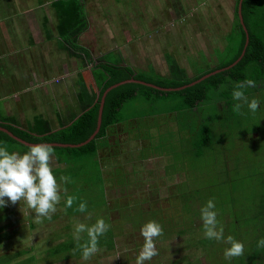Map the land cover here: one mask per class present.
I'll use <instances>...</instances> for the list:
<instances>
[{
    "label": "rangeland",
    "instance_id": "rangeland-1",
    "mask_svg": "<svg viewBox=\"0 0 264 264\" xmlns=\"http://www.w3.org/2000/svg\"><path fill=\"white\" fill-rule=\"evenodd\" d=\"M0 1L4 4L1 9L14 15L7 20L24 22L26 14L35 21L43 15L55 17L49 5L52 0H15L17 8L11 0ZM81 1L88 25L80 42L96 63L107 60L130 65L135 71L153 66L154 72L163 76L171 72L169 57L176 59L189 78L215 67L231 42L229 33L236 27L237 0ZM80 72L77 86L89 73L84 68ZM247 76L237 82L255 81V87L243 91L249 102L258 99L260 107L253 113L244 105L240 119L229 122L232 143L220 135V126L227 131L226 113L233 104L228 103L229 98L217 101L219 111L206 104L189 108L178 93L153 98L138 94L127 100L119 110L122 122L107 131L108 150L98 153L103 183L84 173L75 184H71L72 179L70 184L61 182L67 195L61 193L52 219L45 218L39 224L23 200L0 208V260L5 261L1 264H136L144 243L141 228L149 221L160 223L168 231L156 239L159 255L145 264H228L224 251L230 245L204 237L200 209L205 204L201 199L215 202L225 238L231 235L244 244L245 251L249 249L264 237L260 230L264 226V78L257 79L251 72ZM67 82L59 86L65 90ZM77 86L73 92L79 93ZM76 100L79 98L69 96L72 102L68 105H76ZM64 107H60L62 113L66 112ZM206 125L212 131L214 146L206 150V159L194 158L193 138ZM0 144H6L9 152L23 154L29 150L17 142ZM106 151L111 155L105 160L102 155ZM55 154L53 170L64 168L66 163L59 162ZM55 176L59 181L66 175ZM197 183L202 185L200 192L195 190ZM67 196L77 198L71 208L66 207ZM80 202H87V212L76 211ZM221 204L227 211L221 210ZM254 211L259 213L253 217ZM247 212L251 218H239ZM99 218L110 229L100 237L101 251L85 261L74 239V227L77 223L91 226ZM232 222L241 228L231 226ZM81 237L82 245L88 240L87 233Z\"/></svg>",
    "mask_w": 264,
    "mask_h": 264
},
{
    "label": "trees",
    "instance_id": "trees-1",
    "mask_svg": "<svg viewBox=\"0 0 264 264\" xmlns=\"http://www.w3.org/2000/svg\"><path fill=\"white\" fill-rule=\"evenodd\" d=\"M240 1L241 0H237L236 3V27L229 33L231 42L224 49V53L220 55V61L215 67L204 69V71L189 78L185 76L184 70L178 67L177 61L173 57H169L171 72L166 76L154 72L153 66H150L147 70L140 69L135 71L130 65L109 63L108 61L99 62L93 70H89V73L83 75L84 78L81 79L82 84L80 85L78 98L83 106V110L68 125L54 129L47 119H43V117L40 116H36L33 125L28 128L21 127L16 119L11 118V116H0V125L8 128L14 134L29 142L79 144L87 140L95 131L98 123L102 96L109 86L123 80L135 78L153 83L160 87H179L193 82L209 72L220 69V71L195 84L170 91L161 90L157 87L133 81L124 82L113 88L105 97L101 127L92 140L76 146L54 145V149H56L58 153L55 154L57 160L66 163V166L64 168L56 167L53 171L54 174L64 173L67 177H70V180L72 179V182H74L71 184L77 182V177L82 178V173L88 176H95L99 182L103 183V180H101L103 178L100 167L101 159L98 157V153L100 150L104 152L106 150L104 148H108L107 142L110 140L107 135L108 129L122 121L119 113L122 105L138 94L153 98L160 94L178 93L182 95L186 102V106L189 108L193 109V107L196 106L202 108L201 105L206 104L208 107L215 109V111L218 110L216 103L219 99L229 98L230 100H228V103L233 104L230 107L231 112L226 113L228 119L227 131L225 132V128L223 127V130L220 126L221 133H219L222 136L228 137L227 140L231 143L234 142L231 131L232 125L229 124V122L233 119L238 121L240 119V114L233 112V105L237 102L231 99L232 93H230V91L237 81L248 77V72H251L257 79L264 78V0H242L241 13L243 20H241L239 15ZM49 5L56 18V29L59 36L66 43V47L70 54L78 57H82L83 55L91 59L90 50L79 43V36L88 25L86 11L82 1L52 0ZM96 90H98V93ZM242 110L243 109H241V112L244 113ZM5 141H9L11 144L17 142L24 145L25 149L29 148V145L24 144L0 129V143H4ZM213 142V134L208 125L200 130L198 129L195 140L193 138V145L196 146L194 158L203 156L206 159V150L208 147L214 146ZM62 155H64L63 158ZM103 156L104 155H102V157ZM92 163L95 167H91ZM90 171H94V174H89ZM195 187V190L200 192L199 190L202 185L197 183ZM207 201L208 200L201 199V204L206 205ZM235 201L236 200H234V202ZM221 205V210H226V207L223 204ZM262 212L264 215V209ZM258 213L259 212H255L254 215H251L254 217L258 215ZM248 215L249 212L245 215L241 214L239 218H251ZM235 225H233L232 222L231 226L235 227ZM236 227L241 228L240 225H236ZM260 230L264 236V226L260 227ZM167 231L168 230L164 228V232ZM258 241H255V243L244 252L243 256L234 258V261H228V264H264V248L257 246ZM3 262L5 261L0 260V264Z\"/></svg>",
    "mask_w": 264,
    "mask_h": 264
},
{
    "label": "crops",
    "instance_id": "crops-1",
    "mask_svg": "<svg viewBox=\"0 0 264 264\" xmlns=\"http://www.w3.org/2000/svg\"><path fill=\"white\" fill-rule=\"evenodd\" d=\"M10 2L15 8L18 7L17 1ZM2 7L4 4L0 1V101H3L0 103V116L15 115L18 124L28 128L31 126L30 122H34V111H38L35 117L47 119L54 129L68 125L83 110L79 100L72 106L69 105L73 100L68 101L69 96L78 99V92L73 91L76 89L80 71L84 68L89 72L98 63L92 57L89 59L83 55L78 57L70 54L56 29L55 17L43 15L35 21L33 16L26 14L22 19L24 22L16 21V18L11 21L7 19L12 15V11L9 13L2 10ZM11 17L14 15L10 16V19ZM37 24L41 26V30ZM79 43L81 44L80 36ZM110 50H114V47ZM94 62L96 65L89 67ZM67 80L69 89L67 87L64 90L62 85H65ZM60 83L62 85L59 86ZM77 87L80 88V85ZM68 91H71V95ZM96 92L98 93V90ZM63 106L66 111L64 113L60 110ZM55 123L60 125L55 127ZM114 126L110 128L113 129ZM103 155L106 160L111 152L106 151Z\"/></svg>",
    "mask_w": 264,
    "mask_h": 264
},
{
    "label": "clouds",
    "instance_id": "clouds-1",
    "mask_svg": "<svg viewBox=\"0 0 264 264\" xmlns=\"http://www.w3.org/2000/svg\"><path fill=\"white\" fill-rule=\"evenodd\" d=\"M255 86L256 83L252 79L236 83L232 97L241 103L233 105V112L243 114L241 109L244 105H247L253 113L259 109V100L253 98L249 102L243 91L247 87ZM54 154V146L46 143L31 145L23 154L9 152L6 144L0 145V208L6 207L8 202L15 205L23 200L27 207L34 211L35 223H42L45 218L50 221L57 212V205L61 202V193L67 195V188H62L61 182L64 184L71 182L70 177L67 176H60L59 181L57 180L52 166ZM76 199V197L67 196L66 207L71 208ZM215 209L216 205L212 199L200 209L204 237L230 245L224 251V257L228 261L243 256L244 244L231 235L225 238L224 227L217 219L218 213ZM76 211L87 212V202H80ZM88 215L91 216L90 213ZM109 229L110 225L103 218L97 219L91 226L85 223L75 225L74 239L77 242V248L82 250L83 260H90L101 251L100 237L104 236ZM85 232L88 240L81 245V234ZM163 234L162 225L156 221H149L143 225L141 235L144 243L136 257V264H145L146 261H151L159 255L156 239ZM257 246L264 248V238L257 242Z\"/></svg>",
    "mask_w": 264,
    "mask_h": 264
},
{
    "label": "water",
    "instance_id": "water-1",
    "mask_svg": "<svg viewBox=\"0 0 264 264\" xmlns=\"http://www.w3.org/2000/svg\"><path fill=\"white\" fill-rule=\"evenodd\" d=\"M241 1L239 3V15H240L241 20H243L242 13H241ZM247 42H248V38H247ZM218 71H220V69L215 70V71H212V72H209V73L201 76L200 78L194 80L193 82H190V83H188L186 85L179 86V87H160V86L155 85L153 83H149V82H146V81H143V80H139V79H135V78H130V79H127V80H123V81H120L118 83H115V84L109 86L104 91L103 96H102L101 105H100V111H99V118H98V123H97V127H96L95 131L90 135V137L87 140H85V141H83V142H81L79 144H75L74 145V144H65V143H60V142H38V143H34V142H29V141H26V140L22 139L21 137L17 136L16 134H14L11 130H9L6 127H3V126L0 125V129L3 130V131H5V132H7L9 135H11L12 137H14L15 139H17V140H19V141H21L24 144L29 145V146L35 145V144H41V143L51 144L53 146L54 145H59V146H76V145H82V144L87 143L90 140H92L95 137V135L97 134V132L99 131V129L101 127V123H102V111H103V106H104V102H105V97H106L107 93L110 90H112L113 88L119 86L120 84H122L124 82H128V81L141 82V83H144V84L153 86V87H157V88H159L161 90L170 91V90H175V89H181V88H184V87H186L188 85H191V84H195L196 82H199V81L205 79L206 77H208V76H210V75H212V74H214V73H216Z\"/></svg>",
    "mask_w": 264,
    "mask_h": 264
}]
</instances>
